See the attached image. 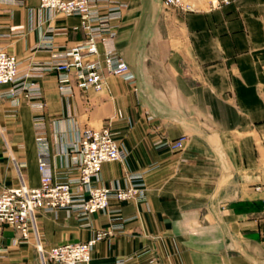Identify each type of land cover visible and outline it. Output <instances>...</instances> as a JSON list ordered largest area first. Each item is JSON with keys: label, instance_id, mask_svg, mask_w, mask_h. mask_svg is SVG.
<instances>
[{"label": "crops", "instance_id": "0c3cea01", "mask_svg": "<svg viewBox=\"0 0 264 264\" xmlns=\"http://www.w3.org/2000/svg\"><path fill=\"white\" fill-rule=\"evenodd\" d=\"M195 1L201 8L129 1L117 46L134 83L106 74L100 91L63 95L57 72L40 80L55 180L78 175L72 148L83 129L109 127L127 156L105 163L98 184L144 191L142 199H112L88 221L65 209L41 211L44 250L111 229L91 264H264V0ZM80 25L40 0L1 2L0 48L27 71L84 39ZM11 87L0 84V191L22 180L41 184L36 113L25 99L14 106L3 98ZM181 136L182 149L164 145ZM16 237L12 226L0 227V264H53L34 232Z\"/></svg>", "mask_w": 264, "mask_h": 264}, {"label": "built area", "instance_id": "2783aa9c", "mask_svg": "<svg viewBox=\"0 0 264 264\" xmlns=\"http://www.w3.org/2000/svg\"><path fill=\"white\" fill-rule=\"evenodd\" d=\"M24 1L0 0V3L23 5ZM129 1L40 0L43 9L79 17L80 27L86 37L23 72L19 68L18 57L0 48V84L12 86L2 94L3 98L10 99L14 106L25 99L36 113L38 166L41 172L39 187H29L22 180L20 185L0 191V227L8 225L15 228L16 242L27 241L34 232L40 255L53 264H91L94 246L111 237L114 232L111 229H99L87 241L63 243L44 250L36 225V217L41 211L65 209L81 220L88 221L91 214L107 211L112 199L128 201L144 197L143 189L134 184L116 187L98 184L105 163L123 161L127 156L109 127L85 128L81 131L72 148L76 153L73 164L78 175L62 181H56L51 172V156L43 136L42 112L46 102L40 80L48 73L57 72L58 89L63 95H71L75 87L83 91H100L106 84V74L119 76L131 83L136 81V73L117 46L119 28ZM163 3L174 7L183 6L181 0H163ZM185 140L186 136H181L164 145L180 150ZM256 188L260 190L263 185H257ZM262 240L264 242V228Z\"/></svg>", "mask_w": 264, "mask_h": 264}, {"label": "rangeland", "instance_id": "374dc122", "mask_svg": "<svg viewBox=\"0 0 264 264\" xmlns=\"http://www.w3.org/2000/svg\"><path fill=\"white\" fill-rule=\"evenodd\" d=\"M230 0H228V2H229ZM182 2L183 3H189V4H191L190 2L191 1H187V0H185V1H183L182 0ZM194 2V4H191V7L193 8V9H196V8H201V6H199L200 4V2H202V1H193ZM192 2V3H193ZM210 2H212L213 3V6H215V7H220L223 3H228V2H225L224 0H213V1H204L203 3L205 4V6L204 7H209V4H210ZM166 7H174V6H168V5H166ZM181 8H183L184 6H180ZM190 7V8H191ZM189 11V10H188ZM24 183H26L25 181H23ZM41 242V241H40ZM46 261V260H45Z\"/></svg>", "mask_w": 264, "mask_h": 264}]
</instances>
